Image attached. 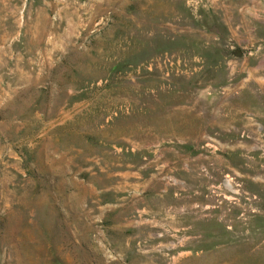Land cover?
<instances>
[{"label": "rangeland", "instance_id": "rangeland-1", "mask_svg": "<svg viewBox=\"0 0 264 264\" xmlns=\"http://www.w3.org/2000/svg\"><path fill=\"white\" fill-rule=\"evenodd\" d=\"M0 264H264V0H0Z\"/></svg>", "mask_w": 264, "mask_h": 264}]
</instances>
